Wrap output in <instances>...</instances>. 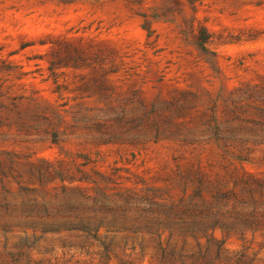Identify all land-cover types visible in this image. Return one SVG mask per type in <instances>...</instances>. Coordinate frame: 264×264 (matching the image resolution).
I'll list each match as a JSON object with an SVG mask.
<instances>
[{"label": "rangeland", "instance_id": "obj_1", "mask_svg": "<svg viewBox=\"0 0 264 264\" xmlns=\"http://www.w3.org/2000/svg\"><path fill=\"white\" fill-rule=\"evenodd\" d=\"M262 77L264 0H0V252L38 221L36 264H264V147L215 142Z\"/></svg>", "mask_w": 264, "mask_h": 264}, {"label": "trees", "instance_id": "obj_2", "mask_svg": "<svg viewBox=\"0 0 264 264\" xmlns=\"http://www.w3.org/2000/svg\"><path fill=\"white\" fill-rule=\"evenodd\" d=\"M232 104L236 109L247 108L254 109L253 117H242L237 114V111L232 110L235 114L231 120H228L225 127V132L223 135H218L215 137V142L223 149L224 154L231 155L240 161H247L248 154L259 148L264 147V77L252 85L247 84L245 87L238 88L236 92L232 93ZM244 125V126H243ZM248 125L251 131H254L253 137H244L240 135L239 130L245 129ZM218 129H223L221 124L217 125ZM242 194H244V199L239 200V203H252L253 207L255 205L256 209L264 206V178H260L254 175V177L246 178L242 185ZM218 198L225 199L233 196H237L234 190H228L225 192L218 191ZM254 213V208L251 213ZM31 224L30 226L19 227L20 232L24 234V242H21L19 246L15 247L14 251H9L8 253L0 252V264H36L33 258L32 249L36 247L34 243H30L28 228H32V237H35L37 230L42 233H47L52 230V228L46 227L45 225H40V222L36 223H26ZM45 224V223H43ZM3 230L7 232H13V227L8 225L3 226ZM57 229L56 231H59ZM45 260H42L44 264Z\"/></svg>", "mask_w": 264, "mask_h": 264}]
</instances>
